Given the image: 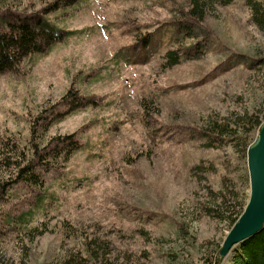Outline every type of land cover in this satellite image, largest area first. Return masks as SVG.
Returning a JSON list of instances; mask_svg holds the SVG:
<instances>
[{
    "label": "rangeland",
    "instance_id": "obj_1",
    "mask_svg": "<svg viewBox=\"0 0 264 264\" xmlns=\"http://www.w3.org/2000/svg\"><path fill=\"white\" fill-rule=\"evenodd\" d=\"M202 4L200 18L187 0L0 7V21L5 12L37 15L66 31L0 75V154L20 147L8 175L33 143L70 148L41 169L55 197L37 205L18 181L0 198V264L232 263L242 244L220 253L250 198L248 151L264 118V31L245 0ZM171 52L179 60L172 66ZM25 211L44 235L31 240L6 224ZM87 239L96 242L95 259Z\"/></svg>",
    "mask_w": 264,
    "mask_h": 264
},
{
    "label": "trees",
    "instance_id": "obj_2",
    "mask_svg": "<svg viewBox=\"0 0 264 264\" xmlns=\"http://www.w3.org/2000/svg\"><path fill=\"white\" fill-rule=\"evenodd\" d=\"M12 1L14 0H0V7L8 5ZM187 1L191 5L190 13L192 16L200 18V14L203 13V10L199 9L204 5L202 4V0ZM216 1L227 5L231 0ZM245 1L250 7L249 9L252 14L253 22L264 31V8L262 9L264 0ZM8 13H3L5 16L3 20L0 21V75L9 72L14 73L24 60L33 55L44 54L51 47L59 43L63 39V35H66L64 29L46 18H37V15L28 16L19 13ZM167 57L172 61L171 66L179 63L175 53H167ZM263 121L264 118L258 120V130H260ZM32 131H34V128L30 129V134L33 135ZM26 139L29 141L28 137ZM67 139L69 138L66 137L64 140ZM61 143L62 146L60 148L54 149L49 148L48 144L41 146L38 143H30L31 149L29 151V156L23 157L21 161L22 164H19V167L15 168V172L10 175H8V170L14 165L10 160H13V158L17 156L16 152H18L20 147L5 145L7 151L4 149V153L0 154V198L8 194L15 182L18 181L30 189L31 194L35 197L37 205L40 203L41 196L47 194L52 195L50 190H45L44 188L43 176H46L48 171L41 172V169L45 168L51 170V168L57 166L59 159L64 155L66 149H70L69 145L66 146L64 144V141ZM41 151H44V153L40 154ZM12 154L14 156H11ZM5 177H7L8 181L3 182ZM9 179L11 180L9 181ZM52 196L55 197V195ZM242 214L243 213L237 216L236 222L239 221ZM36 219V215L32 212L25 211L17 215L12 214L8 223L6 220V224L13 225V228L15 227L17 229L16 231L20 234L34 240L38 236L46 233L42 225L33 226ZM66 231L68 234L71 232L70 228H67ZM85 243L87 255H89L90 259H95L99 255V253L95 251V240L87 239ZM241 244L231 264H264V228ZM213 264L227 263H224L221 257L216 256Z\"/></svg>",
    "mask_w": 264,
    "mask_h": 264
},
{
    "label": "water",
    "instance_id": "obj_3",
    "mask_svg": "<svg viewBox=\"0 0 264 264\" xmlns=\"http://www.w3.org/2000/svg\"><path fill=\"white\" fill-rule=\"evenodd\" d=\"M248 170L250 175V198L243 215L228 234L223 243L221 256L254 236L264 225V121L255 142L248 151Z\"/></svg>",
    "mask_w": 264,
    "mask_h": 264
},
{
    "label": "bare ground",
    "instance_id": "obj_4",
    "mask_svg": "<svg viewBox=\"0 0 264 264\" xmlns=\"http://www.w3.org/2000/svg\"><path fill=\"white\" fill-rule=\"evenodd\" d=\"M263 228H264V225H263ZM263 228H262V230H263ZM259 232H260V231H259ZM256 234H257V233H256ZM256 234H255V235H256ZM240 244H241V243H240ZM238 246H240V245H238ZM236 248H237V247H236ZM236 248L230 250L229 253H230L231 251L235 250ZM229 253H228V254H229ZM220 254H221V253H220ZM228 254H227V255H228ZM225 257H227V256H225Z\"/></svg>",
    "mask_w": 264,
    "mask_h": 264
}]
</instances>
